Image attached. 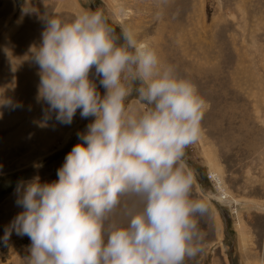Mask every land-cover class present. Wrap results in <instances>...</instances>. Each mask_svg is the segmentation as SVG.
I'll return each instance as SVG.
<instances>
[{
  "label": "clouds",
  "instance_id": "9594fccd",
  "mask_svg": "<svg viewBox=\"0 0 264 264\" xmlns=\"http://www.w3.org/2000/svg\"><path fill=\"white\" fill-rule=\"evenodd\" d=\"M33 59L38 99L49 105L39 126L52 112L70 125L77 109L95 120L78 133L58 181L18 186L23 211L3 243L13 229L28 236L30 264H184L201 253L200 218L210 206L194 197L185 156L203 138L209 104L195 83L131 29L117 35L100 10L48 16ZM134 91L140 108L127 103ZM0 104H11L2 92ZM117 213L124 224L109 223Z\"/></svg>",
  "mask_w": 264,
  "mask_h": 264
},
{
  "label": "rangeland",
  "instance_id": "374dc122",
  "mask_svg": "<svg viewBox=\"0 0 264 264\" xmlns=\"http://www.w3.org/2000/svg\"><path fill=\"white\" fill-rule=\"evenodd\" d=\"M97 10L117 35L127 27L156 47L209 104L203 138L185 156L195 175L194 197L210 206L200 218L204 250L184 264H264V0H0V82L9 77L13 86L11 104H0V264H30L28 236L13 229L3 243L5 230L23 211L16 203L18 186L35 178L58 181V169L80 142L78 133L95 120L77 109L70 125L52 112L47 126H39L49 105L38 99L41 76L33 50L42 44L48 16L70 21ZM194 60L206 61L199 74L186 67ZM206 69L211 72L203 75ZM89 78L103 97L106 89L94 68ZM136 100L134 91L127 103L140 108ZM207 154L219 168V184ZM224 191L237 202L220 200ZM109 223L125 220L117 213Z\"/></svg>",
  "mask_w": 264,
  "mask_h": 264
},
{
  "label": "bare ground",
  "instance_id": "6f19581e",
  "mask_svg": "<svg viewBox=\"0 0 264 264\" xmlns=\"http://www.w3.org/2000/svg\"><path fill=\"white\" fill-rule=\"evenodd\" d=\"M153 1V0H152ZM139 3V2H138ZM153 7V6H152ZM197 9L199 10V8L197 7ZM154 10V9H153ZM158 10V9H157ZM195 13V12H194ZM197 13V12H196ZM200 13V12H199ZM198 15V14H197ZM162 16V15H161ZM197 17V16H196ZM198 18V17H197ZM200 18V17H199ZM190 19V18H189ZM201 19V18H200ZM198 20V19H197ZM195 21V20H194ZM191 23V22H190ZM189 23V24H190ZM195 25V24H194ZM185 26V25H184ZM173 27V26H172ZM182 27V26H181ZM162 28H166V27H164V26H160L159 28H158V30H161ZM174 28V27H173ZM171 29V28H170ZM157 30V31H158ZM161 32V31H160ZM172 32V31H171ZM169 33L170 34V37H169V39L171 40L172 39V33ZM174 33V32H173ZM177 41H178V39H176ZM171 41H173V39L171 40ZM154 48H156V47H154ZM185 49V48H184ZM212 50H214V49H212ZM213 52V51H212ZM184 55V54H183ZM186 56V55H185ZM212 57H214L213 55H212ZM206 59V58H205ZM188 60V59H187ZM198 60V59H197ZM210 60V59H209ZM183 61H185V59L183 60ZM190 62V61H189ZM198 62V61H197ZM195 60H194V62L192 61L191 62V64H186V67L187 68H189V69H192L194 72H198V74H199V72L201 71V69L203 68H205L206 67V61H203V60H201L200 61V63H197ZM219 62V61H218ZM185 63V62H184ZM211 64V63H210ZM215 65V64H214ZM25 66V65H24ZM26 67V66H25ZM213 67V66H212ZM217 67V66H216ZM27 68H28V66H27ZM210 69H211V67H210ZM234 69V68H233ZM213 70H215L214 68H213ZM217 70H218V68H217ZM210 72H211V70H209ZM209 71L206 69V71H203V72H201L203 75L205 74V75H208L209 74ZM16 73V72H15ZM14 73V74H15ZM20 73H22V74H24V73H26L25 72V69H21L20 70ZM193 73V72H192ZM213 73V72H212ZM29 74V73H28ZM201 75V74H200ZM211 75V74H210ZM25 76V75H24ZM190 76H191V74H190ZM206 77V76H205ZM14 78V77H13ZM25 78V77H24ZM9 79V77H3V79H2V81L0 82V85H3V87L1 88L0 87V92H2V94H3V98H10V97H12V88H13V86H11V81L10 82H7V80ZM202 79V78H201ZM205 82V81H204ZM35 105V104H34ZM31 107H33L32 105H31ZM207 149V148H206ZM211 153H209V155H210ZM206 162L208 163V165H209V167L213 170V172H210V174H211V177H212V179L217 183V184H219V181H220V177H219V168H218V166H216L217 164H215L216 162H214L213 160H212V157L211 156H208V154L206 155ZM215 169V170H214ZM221 196L219 197V199L221 200V199H223L224 201H232V203L234 202V203H236L237 202V200L235 201V200H233V199H229V195H228V193H226L225 191L222 193V194H220ZM239 221H241V220H239ZM238 223V222H237ZM241 227H243V223H240V229H241ZM244 228V227H243ZM242 228V229H243ZM239 229V228H238ZM240 240H242V244H244V240L242 239V233H240V238H239ZM259 264H262V262H260Z\"/></svg>",
  "mask_w": 264,
  "mask_h": 264
}]
</instances>
